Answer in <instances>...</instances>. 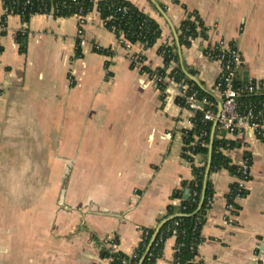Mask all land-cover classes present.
<instances>
[{
	"label": "crops",
	"instance_id": "crops-1",
	"mask_svg": "<svg viewBox=\"0 0 264 264\" xmlns=\"http://www.w3.org/2000/svg\"><path fill=\"white\" fill-rule=\"evenodd\" d=\"M129 1L160 28L148 48L119 43L95 7L82 22L44 13L26 22L0 0V264H110L103 249L131 255L143 229H156L170 206L179 211L185 198L174 192L190 189L191 165L207 159L184 156L193 113L143 68L164 67L163 45L178 54L174 33L188 14L199 15L206 35L180 46L179 61L205 90L222 72L205 51L221 40L238 46L241 79L244 71L248 81L264 79V0ZM214 138L227 140L232 163L249 155V178L228 220L235 177L209 172L213 197L197 259L264 264V140L217 129ZM174 245L166 238L155 264H176Z\"/></svg>",
	"mask_w": 264,
	"mask_h": 264
},
{
	"label": "trees",
	"instance_id": "trees-1",
	"mask_svg": "<svg viewBox=\"0 0 264 264\" xmlns=\"http://www.w3.org/2000/svg\"><path fill=\"white\" fill-rule=\"evenodd\" d=\"M3 6L7 9L8 13L19 14L24 21H28L29 17L35 13H44L53 4H57L58 11L53 16L69 17L74 15L79 8H82V13L86 15L94 7L100 14L104 26L113 30L115 34L123 33L124 36L130 42H144L145 48L152 46L160 35V28L156 21L142 12L134 3L129 0H2ZM27 1V3H25ZM64 2V3H63ZM47 9H43V8ZM126 9V11L123 10ZM23 10V13L20 11ZM114 28V29H113ZM206 35V27L202 19L196 13H190L180 23L178 28V41L180 46H189L192 39L196 37H204ZM173 45L167 47H160V52L165 50L163 54L164 67L151 71L143 68L150 76L158 74L173 75L177 80H183L187 82L190 87L198 92L200 96H207L210 99H214L205 89L200 87L195 82L191 81L183 72L180 65L179 56L176 51L171 52ZM109 49L98 50V52L109 55L111 54ZM170 50V53L167 52ZM173 65L171 70L167 72V68ZM188 73L193 74V71L186 69ZM220 82V79L217 81ZM234 86H242L244 82L239 76L233 81ZM165 84H161L159 87L164 89ZM245 99V98H243ZM194 128L184 134V141L188 146L184 147V156L189 157L186 152L191 153L193 158L195 155H202L207 159L208 148L199 146V143L195 141L193 134H196L199 129L205 128L208 132L206 140L209 142L210 131L212 124H202L199 122V116L194 118ZM229 142V141H228ZM227 144L226 139L214 138L211 152L210 172L217 171L222 168L227 169L232 176L235 177V181L230 184L229 192L226 195L227 203H232L234 208H239V205L235 203L236 196H243L246 192L244 187L238 185L239 174L237 171V164L232 163L228 156L223 152ZM233 141L229 142L232 145ZM245 158L249 155L246 154ZM192 172L194 174L193 179L189 182V188L191 194L182 200L180 209L175 212L173 207H169L168 213L164 219H167L160 227L155 239L151 243L149 250L140 264H155V261L162 254L163 243L166 238L174 236V262L178 264H204L197 257V247L202 241L200 234L201 227L205 221L207 210L209 209L212 197L213 186L211 181L207 178L205 180V163L201 165L192 164ZM184 183L183 185H185ZM204 188V199L200 208L198 204L201 198L202 190ZM185 187L181 190H176L174 196H183ZM176 214H182V216H175ZM155 229H143L141 240L134 249L133 253L137 257H132L121 251H111L109 249H103L100 253L102 257H109L110 264H122V260L126 261V264H138L146 251L150 239ZM175 232V234L173 233ZM115 241V239H114Z\"/></svg>",
	"mask_w": 264,
	"mask_h": 264
},
{
	"label": "built area",
	"instance_id": "built-area-1",
	"mask_svg": "<svg viewBox=\"0 0 264 264\" xmlns=\"http://www.w3.org/2000/svg\"><path fill=\"white\" fill-rule=\"evenodd\" d=\"M1 2L3 3L2 0ZM25 3H27V1ZM43 9L45 10L47 8L45 7ZM123 10L126 11L125 8H123ZM57 11V4H52L44 14L53 16ZM20 13H23V10H21ZM74 15L77 16L80 22L83 21V17L85 16L82 13V8H79ZM1 20L2 17H0V27H3ZM119 35V43L127 48L130 47L132 42H130L123 33H119ZM80 43L83 44L82 41ZM138 43L144 46V42L138 41ZM167 46L170 45H163V47ZM93 47L97 51L103 49L97 43H95ZM172 51H175L174 48H171V52ZM167 52L170 53V50ZM160 53L163 56L166 52L162 50ZM205 55L209 59L216 60L221 64L222 72L219 77L220 82H217L212 89L208 90L214 95L213 100L207 96H200L198 92L186 82L175 79L173 75L169 76L167 73L163 75L156 73L153 75V78L158 85L165 84L163 91H165L168 86H172L183 105L193 113L194 118L199 116V122L202 124H212L214 119H216L218 102L215 94L218 95L221 111L217 118L216 129L219 132H252L259 139L264 140V79L248 81L244 85L238 87L234 86L233 81L239 76L242 67L241 53L236 43H226L222 40L217 41L206 49ZM130 59L136 62L140 60L139 56H131ZM207 135L208 132L205 128L199 129L198 132L194 134L195 141L199 143L200 147L208 148L209 142L206 140ZM237 167L236 172L239 174L237 180L238 185L244 187V183L249 178L250 166L248 158L242 159L237 164ZM236 197L238 198L239 196L237 195ZM226 209L228 215L224 218L230 220L229 213L234 210V206L232 203H227ZM173 233L175 234V232ZM108 244L114 247L115 241L110 240ZM131 256L134 258L137 257L135 253ZM195 259H197V257H195ZM122 264H126V261L122 260Z\"/></svg>",
	"mask_w": 264,
	"mask_h": 264
},
{
	"label": "water",
	"instance_id": "water-1",
	"mask_svg": "<svg viewBox=\"0 0 264 264\" xmlns=\"http://www.w3.org/2000/svg\"><path fill=\"white\" fill-rule=\"evenodd\" d=\"M151 2L154 3V0H150ZM157 9H159L160 11H162L160 9V7L155 4ZM174 39H175V44H176V48H177V51H178V56L179 58L181 59V49H180V44H179V41H178V35L176 33H174ZM182 69H183V72L186 74V76L193 82H195L196 84H198L200 87H202V85L200 84L199 80L192 74L188 73L186 71V69L182 66ZM247 71H244L242 73V79L244 82H248V75H247ZM203 88V87H202ZM204 89V88H203ZM207 91V90H205ZM209 94H211L213 97L214 95L212 93H210L209 91H207ZM217 102H218V106H217V113H216V119H214V121L212 122V127H211V131H210V137H209V145H208V156H207V161H206V165H205V173H204V178L205 180L207 179L208 175H209V172H210V163H211V152H212V144H213V140H214V134H215V131H216V126H217V118L219 117V114H220V111H221V105H220V100L217 99ZM191 193V190L190 189H185L184 190V194H183V198H187L188 195H190ZM203 199H204V188L202 190V194H201V198H200V201H199V204H198V208H200V206L202 205V202H203ZM175 216H182V214H176ZM167 219H163L162 221L159 222L158 226L156 227V229L154 230V233L150 239V243L146 249V251L144 252V255L142 256L140 262L138 264H140L143 260V258L145 257V255L147 254L148 250H149V247L151 245V243L153 242V240L155 239L160 227L162 226V224L166 221Z\"/></svg>",
	"mask_w": 264,
	"mask_h": 264
}]
</instances>
